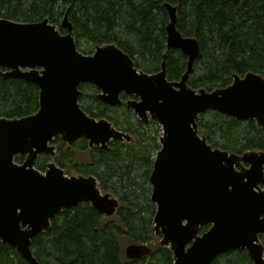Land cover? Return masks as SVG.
<instances>
[{"label": "water", "instance_id": "water-1", "mask_svg": "<svg viewBox=\"0 0 264 264\" xmlns=\"http://www.w3.org/2000/svg\"><path fill=\"white\" fill-rule=\"evenodd\" d=\"M165 7L170 16L167 47L188 59L178 81L167 78V54L161 70L149 74L114 43L98 45L92 54L81 52L69 10L60 24L64 33L49 18L18 22L0 17V76L40 89L36 113L0 118V241L27 263L41 264L32 241L62 211L90 203L111 217L119 209V200L103 193L93 175L70 176L55 162L45 172L36 168L40 154L55 157L52 143L58 136L68 145L85 137L90 147L105 149L113 139L132 140L108 119H96L82 108L80 86L91 84L104 104L120 106L125 94L137 117L162 126L151 199L157 207L155 233L172 250L174 264H212L233 250H247L254 264H264V151L237 154L215 148L198 125L202 114L214 110L264 127V76L235 74L232 84L214 91L190 87L201 45L179 31L178 8ZM18 155L26 156L23 164L16 162ZM205 225L211 226L201 233ZM151 252L150 246L135 243L125 250L130 260Z\"/></svg>", "mask_w": 264, "mask_h": 264}, {"label": "trees", "instance_id": "trees-1", "mask_svg": "<svg viewBox=\"0 0 264 264\" xmlns=\"http://www.w3.org/2000/svg\"><path fill=\"white\" fill-rule=\"evenodd\" d=\"M165 4L178 8L177 27L185 36L196 37L201 57L188 81L193 89L214 91L232 84L234 75L249 72L264 76V0H0V17L18 22H36L49 18L60 27L69 10L77 45L83 41L97 47L114 43L128 53L138 69L148 73L161 70L167 54V78L181 79L187 69V57L177 49H168L166 27L170 16ZM62 33L65 32L60 27ZM92 51L85 52L86 54ZM80 103L96 119L107 118L117 129L132 136V146L114 140L105 149L90 147L86 138L68 145L60 138L53 161L66 174L95 176L104 193L116 197L117 213L107 217L90 203L66 209L52 219L50 228L32 241L41 264H174L170 247L155 245L154 217L150 182L154 160L151 149L160 150L154 135L156 121L143 122L127 105L112 107L99 98L91 84L80 86ZM84 90V91H83ZM40 89L22 79L0 76V118H22L40 107ZM123 100L128 97L123 94ZM199 132L216 148L232 153L264 151V127L256 121H239L209 110L198 120ZM85 151L83 163L74 165L75 155ZM152 157V159H151ZM19 156L16 161H23ZM44 164V165H43ZM211 225H205V233ZM264 245V235L260 237ZM127 239V240H125ZM124 241L146 244L152 252L130 260ZM0 264H29L19 252L0 241ZM212 264H254L247 250H233L220 255Z\"/></svg>", "mask_w": 264, "mask_h": 264}, {"label": "rangeland", "instance_id": "rangeland-1", "mask_svg": "<svg viewBox=\"0 0 264 264\" xmlns=\"http://www.w3.org/2000/svg\"><path fill=\"white\" fill-rule=\"evenodd\" d=\"M76 44H77V42H76ZM77 47H78V49L81 51V52H83V53H85V52H88L89 50L90 51H92L91 53H89V54H92L94 51H95V49H96V47L95 46H93L92 44H90V43H87L86 41H83L82 42V45H77ZM86 54V53H85ZM140 70V69H139ZM143 71V70H142ZM143 72H145V71H143ZM146 73H148V72H146ZM149 74H153V73H149ZM84 91V90H83ZM82 106V105H81ZM154 135H152V136H149V137H147L148 139V142H145V144H148V143H151L152 145H154V143H155V141H156V143H157V145H160V147H161V143H160V137L162 136V134H163V129H162V126L161 125H159V124H157V125H154ZM120 130H122V129H120ZM123 132H124V130H123ZM201 136H203L202 134H200ZM79 140H77V141H75V142H78ZM125 143H127L128 142V144H131L132 146H138L137 145V141H134V143H133V140H123ZM75 142H73V143H75ZM72 143V144H73ZM209 143V142H208ZM210 144V143H209ZM211 145V144H210ZM151 151H153L152 153H153V160L155 161V159H156V154H157V150H155V149H151ZM56 152H57V146H56ZM85 155H86V152L85 151H79V152H77L76 153V155L74 156L75 157V159H76V161L74 162V165H80L81 163H83V158L85 157ZM55 156H56V153H55ZM19 157V156H18ZM47 159V157H46V155L45 154H42V155H39L38 156V158H37V164H36V167L38 168V165H39V162H41V163H43L45 160ZM53 159L54 158H52L51 157V160L53 161ZM151 159H152V157H151ZM24 161V160H23ZM23 161H17L18 163H23ZM80 163V164H79ZM44 165V164H43ZM39 169V168H38ZM39 170H41V171H44L45 169H39ZM73 175H75V176H78L77 174H75V173H73V174H71L70 176H73ZM100 184V183H99ZM103 192V191H102ZM104 193V192H103ZM262 236V235H261ZM260 236V237H261ZM125 240H127V239H125ZM262 240V239H261ZM131 243H129L128 241H124V251L126 250V247H128L129 245H130ZM156 245H161V243H160V241H157L156 243H155V245H153V247L154 246H156Z\"/></svg>", "mask_w": 264, "mask_h": 264}, {"label": "flooded vegetation", "instance_id": "flooded-vegetation-1", "mask_svg": "<svg viewBox=\"0 0 264 264\" xmlns=\"http://www.w3.org/2000/svg\"><path fill=\"white\" fill-rule=\"evenodd\" d=\"M97 88V87H96ZM123 99V98H122ZM128 100V98L126 99V100H123V102H126ZM122 105H126V104H122ZM121 106V105H120ZM112 107H118V106H112ZM107 119V118H106ZM114 125V124H113ZM115 127V126H114ZM112 141H114V139L112 140ZM112 141H110V143L112 142Z\"/></svg>", "mask_w": 264, "mask_h": 264}]
</instances>
